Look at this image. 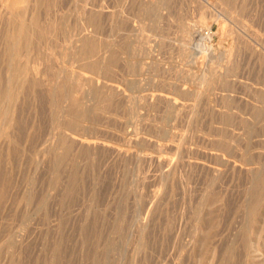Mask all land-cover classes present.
I'll list each match as a JSON object with an SVG mask.
<instances>
[{"label": "rangeland", "instance_id": "rangeland-1", "mask_svg": "<svg viewBox=\"0 0 264 264\" xmlns=\"http://www.w3.org/2000/svg\"><path fill=\"white\" fill-rule=\"evenodd\" d=\"M0 130V264H264V0H0Z\"/></svg>", "mask_w": 264, "mask_h": 264}, {"label": "bare ground", "instance_id": "bare-ground-1", "mask_svg": "<svg viewBox=\"0 0 264 264\" xmlns=\"http://www.w3.org/2000/svg\"><path fill=\"white\" fill-rule=\"evenodd\" d=\"M205 1L207 2V4L209 3L210 5H211L212 3H215V2H216V0H205ZM41 2H42V1H41ZM97 2H98V1H97ZM59 3H60V2H59ZM102 3H103V2H102ZM13 4H14V3H13ZM53 4H54V3H53ZM98 4H100V3H98ZM104 4H105V3H104ZM42 5H43V4H42ZM47 5H48V4H47ZM102 5H103V4H101V6H102ZM29 7H30V6H29ZM36 7H37V5H36ZM95 7H96V5L94 6V8H95ZM98 7H99V6H98ZM98 7H97V8H98ZM39 8H40V7H39ZM39 8H38V9H39ZM49 8H50V7H49ZM99 8H100V7H99ZM101 8H102V7H101ZM105 8H107V7H105ZM105 8H104V11H105ZM34 9H35V8H34ZM45 9L47 10V8H45ZM29 10H30V9H29ZM43 10H44V9H43ZM97 10H98V9H95L94 11H97ZM101 10H102V9H101ZM106 10H108V9H106ZM40 11H41V10H40ZM94 11H93V12H94ZM99 11H100V10H99ZM108 11H109V10H108ZM30 12H31V11H30ZM105 12H106V11H105ZM105 12L101 11V12H98V13H105ZM32 13H33V12H32ZM60 13H61V11H60ZM62 13H63V12H62ZM94 13H96V12H94ZM98 13H97V14H98ZM108 13H109V12H108ZM28 14H29V13H28ZM36 14H37V13H36ZM103 15H104V14H103ZM103 15H102V16H103ZM105 15H106V14H105ZM17 16H18V15H17ZM30 16H31V15H30ZM95 16H97V15H95ZM103 17H104V16H103ZM42 18H43V17H42ZM63 18H65V17H63ZM95 18H96V17H95ZM97 18H98V17H97ZM64 20H65V19H64ZM92 20H93V19H92ZM97 21H98V20L96 19V22H97ZM12 23H13V22H12ZM22 23H23V22H21V24H22ZM85 23H87V22H85ZM50 24H51V23H50ZM55 24H56V23H55ZM94 24H95V23H94ZM25 25H26V24H25ZM65 25H66V24H65ZM98 25H99V24L97 23V26H98ZM94 26H96V25H94ZM94 26H93V27H94ZM97 26H96V27H97ZM17 27H18V26H17ZM51 27H52V26H51ZM55 27H56V26H55ZM66 27H67V26H66ZM84 27H85V26H84ZM96 27H95V29H96ZM98 27H99V26H98ZM102 27H103V26H102ZM21 28H22V27H21ZM46 28H47V27H46ZM15 29H16V28H15ZM51 29H52V28H51ZM90 29H91V28H90ZM95 29H94V30H95ZM53 30H54V29H53ZM80 30H81V29H80ZM94 30L92 29V33H93V35H95L94 32H93ZM42 31H43V30H42ZM68 31H69V30H68ZM68 31H67V32H68ZM88 31H89V30H88ZM51 32H52V31H51ZM89 32H90V31H89ZM90 33H91V32H90ZM99 33H100V32H99ZM39 34H40V33H39ZM44 34H45V33H44ZM87 34L89 35V33H87ZM103 34H104V33H103ZM48 35H49V34H48ZM60 35H61V34H60ZM66 35H67V34H66ZM76 35H77V34H76ZM88 35H87V36H88ZM97 35H98V31H97ZM29 36H30V35H29ZM68 37H70V36H68ZM84 37H85V36H84ZM92 37H93V36H92ZM47 38H48V37H47ZM50 38H51V37H50ZM73 38H74V36H73ZM73 38H72V39H73ZM19 39H20V38H19ZM60 39H61V38H60ZM62 39H63V38H62ZM18 42H19V41H18ZM51 42H52V41H51ZM72 42H73V41H72ZM79 42H80V41H79ZM85 42H86V41H85ZM7 43H8V42H7ZM12 43H14V42H12ZM23 43H24V42H23ZM83 43H84V40H83ZM99 43H100V42H99ZM200 43H201V42H200ZM17 44H18V43H17ZM53 44H54V43H53ZM71 44H72V43H71ZM79 44H80V43H79ZM96 44H97V43H96ZM102 44H103V43H102ZM105 44H106V43H105ZM105 44H104V45H105ZM11 45H12V44H11ZM62 45H63V44H62ZM97 45H98V44H97ZM100 45H101V44H100ZM199 45H200V44H199ZM13 46H14V45H13ZM54 46H55V45H54ZM65 46H66V45H65ZM8 47H9V46H8ZM22 47H23V46H22ZM105 47H106V46H105ZM112 47H113V46H112ZM112 47L110 46V48H112ZM13 48H14V47H13ZM16 48H17V47H16ZM18 48H19V47H18ZM24 48H25V47H24ZM24 48H23V49H24ZM48 48H49V47H48ZM51 48H53V46H52ZM55 48H56V47H55ZM59 48H61V47H59ZM96 48H102V49H103V47H97V46H96ZM110 48H109V50H111ZM205 48H206V47H205ZM94 49H95V48H94ZM112 49H113V48H112ZM9 50H10V49H9ZM52 50H53V49H52ZM98 50H99V49H98ZM109 50H108V51H109ZM203 50H204V49H203ZM101 51H102V50H101ZM208 51H209V50H208ZM10 52H11V51H10ZM54 52H55V51H54ZM94 52H98V51H94ZM94 52H93V54H94ZM104 52H106V51H103V53H104ZM109 52H110V51H109ZM109 52H108V53H109ZM212 52H213V51H212ZM90 53H91V52H90ZM100 53H101V52H100ZM103 53H102V54H103ZM108 53H107V54H108ZM204 53H205V52H204ZM208 53H209V52H208ZM9 54H10V53H9ZM104 54H105V53H104ZM52 55H53V54H52ZM89 55H90V54H89ZM94 55H96V54H94ZM17 56H18V55H17ZM20 56H21V55H20ZM50 56H51V55H50ZM96 56H98V54H97ZM96 56H95V58H96ZM99 56H100V55H99ZM101 56H102V55H101ZM101 56H100V57H101ZM105 56H106V54H105ZM105 56H103V59H104ZM209 56H210V55H209ZM12 57H13V55H12ZM15 57H16V56H15ZM51 57H52V56H51ZM54 57H55V54H54ZM54 57H52V59H55ZM212 57H214V56H212ZM56 58H57V57H56ZM88 58H89V57H88ZM101 58H102V57H101ZM105 58H106V57H105ZM52 59H51V60H52ZM82 59H83V58H82ZM93 59H94V56H93ZM97 59H98V58H97ZM209 59H210V58H209ZM15 60H16V59H15ZM51 60H48V61H51ZM55 60H56V59H55ZM94 60H95V59H94ZM100 60H102V59H100ZM17 61H18V60H17ZM212 61H213V58H212ZM10 62H11V61H10ZM53 62H54V60H53ZM100 62H101V61H100ZM22 63H23V62H22ZM94 63H95V62L93 61L92 64H94ZM211 63H212V62H211ZM211 63H210V64H211ZM17 64H18V63H17ZM50 64H51V63H50ZM81 64H82V63H81ZM102 64H103V63H102ZM104 64H105V62H104ZM104 64H103V65H104ZM22 65H23V64H22ZM47 65H48V64H47ZM52 65H53V64H52ZM94 65H95V64H94ZM54 66H55V65H53L52 67L55 68L56 66H55V67H54ZM83 66H84V65H83ZM85 66H86V65H85ZM92 66H93V65H92ZM11 67H12V66H10V68H11ZM100 67H101V66H100ZM105 67H106V65H105ZM22 68H23V67H22ZM89 68H90V67H89ZM34 69H35V68H34ZM34 69H33V70H34ZM95 69H97V67H96ZM103 69H104V68H102V70H103ZM20 70H21V69H20ZM100 70H101V68H100ZM102 70H101V71H102ZM84 71H85V70H84ZM36 72H37V71H36ZM99 72H100V71H99ZM54 73H55V72H54ZM102 73H103V72H102ZM37 74H38V73H37ZM39 74H40V73H39ZM75 74H77V73H75ZM9 75H10V74H9ZM34 76H36V75H34ZM62 76H63V75H62ZM62 76H61V77H62ZM72 76H73V75H72ZM72 76H71V77H72ZM76 76H77V75H76ZM76 76H75L73 79L77 78L79 75H78L77 77H76ZM98 76H99V75H98ZM37 77H38V76H37ZM53 77H54V76H53ZM61 77H59V78L61 79ZM83 77H84V74H83ZM83 77H82V78H83ZM97 78H98V77H97ZM25 79H26V78H25ZM8 80H10V79H8ZM75 80H76V79H75ZM95 80H96V79H95ZM10 81H11V80H10ZM10 81H9V82H10ZM73 81H74V80H73ZM100 81H101V80H100ZM50 82H51V81H50ZM98 82H99V81H98ZM104 82H105V81H104ZM10 83H11V82H10ZM18 83H19V82H18ZM56 83H57V82H56ZM101 83H102V82H101ZM48 84H49V83H48ZM79 84H80V83H79ZM105 84H106V83H105ZM108 84H109V83H107V85H108ZM100 85H101V84H100ZM100 85H99V86H100ZM10 86H11V85H10ZM76 86H77V85H76ZM110 86H111V85H110ZM15 87H16V86H15ZM50 87H51V86H50ZM65 87H66V86H65ZM8 88H9V87H8ZM17 88H18V87H17ZM61 88H62V87H61ZM63 89H64V88H63ZM8 91H9V90H8ZM50 91H51V90H50ZM64 91H66V90H64ZM17 92H18V91H17ZM55 92H56V91H55ZM3 94H4V93H3ZM62 96H63V95H62ZM54 97H55V96H54ZM2 98H3V97H2ZM15 98H16V97H15ZM8 100H9V99H8ZM8 100H7V101H8ZM13 101H14V100H13ZM56 101H57V100H56ZM106 102H107V101H106ZM109 105H110V104H109ZM3 106H4V105H3ZM6 106H7V105H6ZM110 106H111V105H110ZM106 109H107V108H106ZM7 110H8V109H7ZM10 112H11V111H10ZM8 114H9V113H8ZM8 114H7V115H8ZM3 120H4V119H3ZM5 120H6V119H5ZM3 122H4V121H3ZM5 122H6V121H5ZM8 124H9V123H6V125H8ZM4 125H5V124H4ZM1 127H3V125H2ZM7 127H8V126H7ZM5 129H6V128H5ZM0 131H1V130H0ZM4 131H5V130H4ZM67 148H68V147H67ZM116 149H117V148H116ZM116 151H117V150H116ZM120 151H121V150H120ZM120 151H118V152H120ZM118 152H117V153H118ZM124 152H125V151H124ZM124 152H123V153H124ZM142 153H143V152H142ZM125 155H126V152H125ZM145 156H146V155H145ZM189 163H190V162H189ZM195 164H196V163H195ZM189 166H190V165H189ZM200 166H201V165H200ZM244 167H246V166H244ZM237 169H238V168H237ZM239 170H240V169H239ZM251 170H252V169H251ZM217 172H221V171H217ZM261 200H262V199H261ZM255 202H256V201H255ZM255 204H256V203H255ZM258 214H259V213H258ZM205 259H206V258H205Z\"/></svg>", "mask_w": 264, "mask_h": 264}]
</instances>
